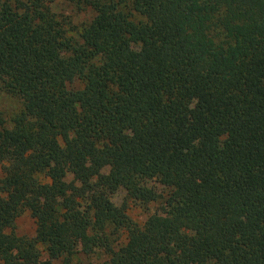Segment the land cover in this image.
<instances>
[{
  "label": "trees",
  "instance_id": "obj_1",
  "mask_svg": "<svg viewBox=\"0 0 264 264\" xmlns=\"http://www.w3.org/2000/svg\"><path fill=\"white\" fill-rule=\"evenodd\" d=\"M54 1L0 0V264H264V0Z\"/></svg>",
  "mask_w": 264,
  "mask_h": 264
},
{
  "label": "rangeland",
  "instance_id": "obj_2",
  "mask_svg": "<svg viewBox=\"0 0 264 264\" xmlns=\"http://www.w3.org/2000/svg\"><path fill=\"white\" fill-rule=\"evenodd\" d=\"M51 8L53 11L62 16H68L74 25H79L82 21L89 17V13L84 11H77L64 0H55ZM70 88H77L79 84L77 81L69 84ZM18 102L15 98L10 97L0 92V110L4 114H8L17 108ZM112 201L115 205L120 206L125 203L127 214L136 223L142 224L149 214L158 212L159 202H152L149 204H141L138 201L128 199L125 191L120 189L113 196ZM35 220L30 213L21 209L15 220V231L19 235L32 236L35 232ZM103 261V254L100 251L86 256L82 253L76 254L69 264H100Z\"/></svg>",
  "mask_w": 264,
  "mask_h": 264
}]
</instances>
